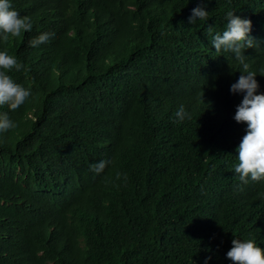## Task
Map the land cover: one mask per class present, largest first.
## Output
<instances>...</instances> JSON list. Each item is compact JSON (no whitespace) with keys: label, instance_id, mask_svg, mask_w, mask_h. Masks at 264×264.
<instances>
[{"label":"trees","instance_id":"16d2710c","mask_svg":"<svg viewBox=\"0 0 264 264\" xmlns=\"http://www.w3.org/2000/svg\"><path fill=\"white\" fill-rule=\"evenodd\" d=\"M10 3L32 30L0 51L32 95L0 106L17 124L0 134V264H232L233 238L264 249V181L234 171L243 73L208 33L228 11L249 19L259 42L244 55L264 85V0ZM198 6L208 20L190 24ZM181 105L191 119L176 122Z\"/></svg>","mask_w":264,"mask_h":264},{"label":"clouds","instance_id":"9594fccd","mask_svg":"<svg viewBox=\"0 0 264 264\" xmlns=\"http://www.w3.org/2000/svg\"><path fill=\"white\" fill-rule=\"evenodd\" d=\"M208 20V11L202 7L192 9L189 23ZM226 28L222 33L213 34V27L208 26V33L213 36L212 46L217 53L226 52L234 54L239 62L235 64L233 74L240 75L236 83L230 87V92L243 94L241 102L237 105L233 119L237 123L247 125L246 134L242 137L238 152V164L234 171L239 180L247 184L251 178L254 182L264 181V85L256 81V73L250 71V65L246 62L244 51L258 46V42L249 33L251 21L234 15L232 11L226 13ZM32 30V21L28 16H21L12 8L10 0H0V40L8 42L10 38H17L22 33ZM50 39L49 33H41L29 41L31 47H37ZM26 71L25 65L16 57L9 55L6 51H0V106L15 111L26 101L32 93L30 89L17 84L6 73L11 71ZM202 99V97H201ZM203 102V101H202ZM225 115V111L223 113ZM176 122L191 119L190 113L185 111L183 105L175 113ZM17 124L12 121L7 113H0V134L15 129ZM111 160L100 161L91 166L96 174L104 171ZM120 174L117 173L119 179ZM124 179L127 177L125 175ZM232 247L226 253V257L232 264H264V249L256 245L254 240L241 241L233 238ZM210 257L205 259V264Z\"/></svg>","mask_w":264,"mask_h":264}]
</instances>
